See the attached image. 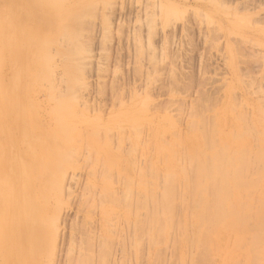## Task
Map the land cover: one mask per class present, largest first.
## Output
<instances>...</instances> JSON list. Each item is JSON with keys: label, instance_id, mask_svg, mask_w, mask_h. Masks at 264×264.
<instances>
[{"label": "rangeland", "instance_id": "374dc122", "mask_svg": "<svg viewBox=\"0 0 264 264\" xmlns=\"http://www.w3.org/2000/svg\"><path fill=\"white\" fill-rule=\"evenodd\" d=\"M49 1L0 0V264H223L210 253L220 229L199 248L177 227L192 225L181 220L193 199L166 176L177 157L210 148L183 142L175 162H160L156 138L213 141L241 129L232 113L262 132L251 124L264 118V0H59L72 20ZM129 189L131 206L119 199ZM167 206L175 230L164 220L155 237Z\"/></svg>", "mask_w": 264, "mask_h": 264}, {"label": "bare ground", "instance_id": "6f19581e", "mask_svg": "<svg viewBox=\"0 0 264 264\" xmlns=\"http://www.w3.org/2000/svg\"><path fill=\"white\" fill-rule=\"evenodd\" d=\"M49 4H50L49 6H51L55 12H57V13L62 12V14L61 13L60 14L66 16V19L67 18L71 19V20L74 19V15L72 16L70 14V16H69L70 18L67 17L68 13H66V10L64 11V10H62V7L61 8L59 7V5H60L59 0H50ZM67 8L69 9V7H67ZM55 12L52 13L54 16H56V14H57ZM65 25H66V23H65ZM64 27L65 26H63V30H64ZM53 29H54V26L52 25L51 30H53ZM57 29H58V27H57ZM67 29H68V27H67ZM52 32H54V31H52ZM74 34L75 33H72L71 37L74 36ZM69 35H68V37H69ZM77 36H79V35H77ZM75 38L73 37L72 40H74ZM46 40H48V39H46ZM79 52H80V50H79ZM44 53H45V49H44ZM59 53H61L60 55H64V56H65V54H67L65 52H64L65 54H62V52H59ZM47 57H49V56H47ZM64 59H66V58H64ZM74 61H76V60H74ZM69 63L70 62L67 63L68 66H70ZM64 65H66V64H64ZM77 67L79 69V65H77ZM68 70H70V69H68ZM47 71L49 74L48 69H47ZM75 71L77 73L78 70H75ZM45 73H46V69L43 68V70H41L40 76L36 75V78L37 77H38V79L43 78L45 76ZM69 73H70V71H69ZM71 74H73V72ZM74 75H76V74H74ZM74 75H72V77L68 75V77H71L73 79V77H75ZM75 79L76 78H74V80ZM74 80H73V82H75ZM76 82H77V80H76ZM69 90H71V89H69ZM67 91H68V89H67ZM69 92H72V91H69ZM73 94H74V92H73ZM57 97H59V96H57ZM64 104H66V103H64ZM222 115H227V110H225L223 113H220V114L218 113V115L216 116V119L219 121L222 120V118H223ZM232 116H234L233 117L234 123L239 122V126L241 127V129L238 127L237 131H235L233 134H229L227 136H220L219 138H217L216 140H213V141H211V135L210 134L199 133L196 135V137H194L192 134H186L183 136L180 134L179 136H177V138H175L171 142H167V143L164 142L163 139H160V137H157L156 142L158 141V143L160 144L159 145L160 148H159L158 152H156L155 154H156V156L160 162H161V160H165L167 162H175L174 158H170V156L172 154L171 151L173 149H174L173 152L175 150L176 151L179 150L178 153L176 152L177 155H179V156L184 154L185 152L184 151L182 152L183 142L189 143L190 145H197L199 147L204 146V147L210 148L208 150H204V151H200V152H192L191 154L189 153L190 155L188 153H187L188 155L184 154L185 156L182 155L183 157L181 156V158L177 157L176 159H179V162H177L178 160H176V162L179 163V166H180L179 173L176 176L174 175L173 179H171L169 173L166 175L167 181L169 183L177 182V181L179 182V188H178L179 194H181L182 196H189L193 199L192 203L184 202V207H188L187 210H184V213L188 211L191 215V219L190 218L189 219L183 218L184 220L183 221L181 220V222L184 224L186 223L187 220H189V221H187V223L192 224V225L183 226L181 224H178L179 226H177V227L178 228L179 227L180 228H183V227L184 228H192V230H194L195 233L197 234V236H195V238H194V243H192V244L194 247H199V248L202 245V237L203 236H205L204 237V239H205L206 236H209L208 233L210 230H214L216 228L220 229L221 231L219 234H217V232L216 233L213 232L210 236V243H211L210 253L212 255L213 254H215L216 256L218 255L221 259V262H223V264H264V168L262 171L258 170V169L256 170V169H254L255 164L245 163L246 157H253L255 159L264 161V129L262 130V132H258L257 134H255L252 130H249V133H248V131L243 128V125L246 124V121L248 120L247 115H245L243 113H237V114L232 113ZM136 117H138V115ZM149 117H150V115L148 116V118ZM162 117L164 119V116H162ZM199 117L201 118V116H199ZM152 118L153 117H151V119ZM166 119H164V122L166 121ZM139 120H141V119H139ZM150 121H153V120H150ZM190 121H191L190 122L191 125L189 127L192 126L191 128L194 129V128H199V126L202 127L201 125H203L206 120L202 119L201 121L202 122L204 121V122L201 125L199 124L200 122H196L192 119ZM134 122H136V121H134ZM127 123H129V122H127ZM156 123H158V121ZM160 123L162 124V122H160ZM172 124H173V122H172ZM172 124H169V125H172ZM207 124H205L204 127L211 125V123H209L208 125ZM254 124L261 126V127H264V118H262L261 120L258 117L255 118V122L253 121V124H251V125L254 126ZM216 126H218V124ZM124 127H125V125H124ZM212 127H214V125H211L210 128H212ZM172 128H174V127H172ZM206 128H209V127H206ZM121 129H124V128L121 127ZM162 130H163V128H162ZM108 133H110V132H108ZM176 135H178V133ZM106 138H108V137H106ZM185 146L186 145H184L183 147L186 149ZM133 151H134V149H133ZM164 151H167V152L163 153ZM67 154L69 155L70 152ZM65 156H66V154H65ZM173 157H176V156L173 155ZM185 157H186V159H184ZM102 161H103V159H102ZM102 161H101V163H103ZM132 165L134 166V163ZM133 166L131 167V170L133 169ZM102 168H103V166H102ZM155 170H156L155 164H153L151 167V173L154 172L153 173L154 175L157 172ZM123 171H124V169H123ZM126 172H127V170H126ZM110 173H111V171H110ZM106 175H108V174H106ZM137 175H139V173ZM129 176H131V175H129ZM143 176H144V174H143ZM185 176H186V178H183ZM141 178H142V176H141ZM121 179H122V181L124 180L123 178H121ZM175 179H177V180L175 181ZM139 180L138 181L142 185L143 184L142 182H144V181H142V179H140V178H139ZM130 181L132 182L133 179L127 181L128 185H129ZM191 181H192V184L190 183ZM123 184H125V181ZM54 185L56 186V184H54ZM123 186H125V185H123ZM145 186H147V185H144L143 188ZM126 187L129 188V186H127V185H126ZM132 191H130V189H129V191H127L126 194L123 193L124 198L122 197L123 194L121 195V198L119 197L121 204L124 202V203H126V205H129L130 203L133 202V200H132L133 196H132V193H130ZM109 193H107V194H109ZM104 195L105 194L103 193L102 196H104ZM163 196H169V193L165 192V193H163ZM99 197H101V196H99ZM114 197H115V195H114ZM104 198L101 197L99 199H103L105 201L106 198L105 199ZM113 198H110V200H113ZM115 198H117V197H115ZM107 200H108V198H107ZM104 201H101V202L105 203ZM115 201H116V199H115ZM115 201H114V203H115ZM117 201H118V198H117ZM115 205L117 206V203ZM129 206H131V204ZM127 207L128 206H126V208ZM122 210H124V209H122ZM128 211L131 212L132 210L129 209ZM107 213H109V211L106 209L105 210V216L109 215ZM165 213L167 214V218L165 217V215H166ZM173 213H174L173 208H169L168 206L163 208L162 212L160 213L163 222H160L157 224H155V223L150 224V223L154 222L153 218L155 217V215L153 217V215L150 214L151 222H150V220H148V223L150 224V228L152 227V229L149 231H151V233L153 231V234L155 232V234H156V235H154L155 237H157L159 235V232H160V235H162L163 232L166 231V230H164V228L167 227L166 224H168L167 222H169V220L171 219L170 216H172ZM130 215H131V213H128L127 217L129 218ZM112 216H113V214H112ZM168 216L170 218L169 220H167ZM147 218L149 219V217H147ZM164 220H166L167 222L164 223ZM107 221H105V222H107ZM135 221L136 220H134V222ZM171 222L172 221L170 220V223L168 224V227H167V229L170 228L168 230L169 232H170L171 228L174 229V227H176L175 224H174V226L172 225V227H169V225L173 224ZM110 223H109V225H110ZM146 223H147V220H146ZM148 223L146 226H149ZM162 223H164L166 226H163ZM135 224L138 225V222ZM151 225H155V227L157 226L158 227L157 229H159L160 227L163 226V228H160L161 230L163 229V232L161 233V231L157 230L158 231V234H157L155 231L156 228L151 226ZM140 226H142V225H140ZM144 227H145V225H144ZM111 228H112V224H111ZM135 228H136V226H135ZM153 228H155V229L153 230ZM106 229L108 230V228H106ZM139 230H141V229H139ZM110 231H111V233L113 232L112 230H110ZM110 231H108L107 233H109ZM169 232H168V236L170 235ZM171 232H173V231L171 230ZM110 235H112V234H110ZM114 236H115V233H114ZM150 236H152V234H150ZM188 236H189V234H188ZM109 237H111V236H109ZM109 237H107V238H109ZM160 237L164 238L165 236L162 235ZM109 239H111V238H109ZM153 241H154V237H153ZM135 245H138V243H136ZM154 245H156V243ZM188 246H189V244H188ZM243 255L246 256V258H244V260H245L244 263L242 262ZM84 263H85V261H84Z\"/></svg>", "mask_w": 264, "mask_h": 264}]
</instances>
